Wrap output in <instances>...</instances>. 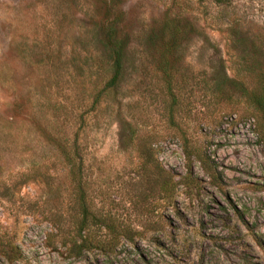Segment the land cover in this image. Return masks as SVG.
<instances>
[{"label":"rangeland","instance_id":"1","mask_svg":"<svg viewBox=\"0 0 264 264\" xmlns=\"http://www.w3.org/2000/svg\"><path fill=\"white\" fill-rule=\"evenodd\" d=\"M111 22L122 79L96 102ZM259 77L264 0H0V264H264ZM75 177L105 250L66 243Z\"/></svg>","mask_w":264,"mask_h":264},{"label":"trees","instance_id":"2","mask_svg":"<svg viewBox=\"0 0 264 264\" xmlns=\"http://www.w3.org/2000/svg\"><path fill=\"white\" fill-rule=\"evenodd\" d=\"M106 24L101 25L100 28L105 30L106 41L104 45L111 52L110 55L112 60V72L111 76L104 83L101 90H99L97 92V95H95L96 102H99L101 96L105 95V92L107 95L110 89H115L120 85L123 72V58L125 49L127 47V40L125 39L124 35L118 30L117 24H115V22ZM166 25H168L165 28L168 32L166 33L168 35L166 43V52L170 53L172 52V49L179 45L178 39L179 32L181 30L178 29L176 25ZM162 31H164V28L162 29ZM163 71L169 75L167 68L164 67ZM259 78L260 81L258 90H256V88H253L249 92L246 90L244 93L250 98L253 103H255L259 111L264 115V78ZM49 139L52 141L53 144H55V149L59 152L60 156L64 158L66 164L69 165L70 171H72L73 174H75L77 170L79 171L78 163H76L73 159V156L78 154V146L71 143L69 139L55 134H49ZM75 182V187L78 189V203L75 207L76 211H74V213L72 214L71 220L69 222V225H71L70 231L66 234V240L68 241L66 243L69 244V250L75 255H80L83 249H88L94 243H97V248L105 250L106 247H109V245L114 242L115 237L110 236V238H107L106 241L102 237H100L97 241H95V238L93 236H89L88 234L89 226L96 223L99 226H103V228L110 233H113L115 228L111 227V223L108 218L92 217L94 215L90 214V207L87 201L81 177H75ZM62 230L65 231V228H62ZM2 245L4 248L2 249L1 253L4 254L8 251L9 246H6V244Z\"/></svg>","mask_w":264,"mask_h":264}]
</instances>
